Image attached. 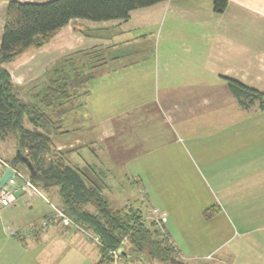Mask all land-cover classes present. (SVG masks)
Returning <instances> with one entry per match:
<instances>
[{"label":"crops","instance_id":"0c3cea01","mask_svg":"<svg viewBox=\"0 0 264 264\" xmlns=\"http://www.w3.org/2000/svg\"><path fill=\"white\" fill-rule=\"evenodd\" d=\"M8 1L0 0L5 10ZM97 44L108 46L112 57L117 55L105 66L111 63V68L118 71L120 98L118 111L112 116L118 113L120 128L136 123V109L142 108L148 120L161 118L174 132L177 124L186 130L193 127L200 132L197 137H202L196 141H208L218 155L236 153V157H248L259 149L264 154V110L258 108V103L247 107L240 104L227 84V78H233L264 92V0H227L221 13L214 12L212 0H165L132 10L126 20L102 23L72 20L43 48H50L58 58L77 47ZM55 56L51 59H57ZM102 78L114 83L105 74ZM98 83L97 80L94 86ZM160 85L165 95L159 103L150 96L134 102L125 99L149 88L158 91ZM91 94L93 90L88 97ZM102 105L97 102L96 106ZM73 119L79 120L76 114ZM98 127L96 132L100 133L94 139H105L112 132L109 126ZM154 127L158 130L156 124ZM147 129L150 128H146L142 141L150 143L153 138ZM58 136L52 139L57 150L66 146L65 141L73 147L84 140L77 134L72 138L73 144ZM235 141L241 143V152L235 148ZM255 170L264 173V164L256 165ZM257 184L263 191L257 192L258 198H249L257 208L253 206L248 211L246 206V213L239 217L243 225L239 230L232 227L227 238L229 245H215L204 256H214L212 261L200 264H264V181ZM52 201L56 204L57 200ZM18 207V215L0 218V264H95L99 260L97 245L80 231L61 227L55 221L41 227V220L48 217L50 208H44L39 217H34V197L21 196L14 206L4 209ZM256 219L258 222H252ZM32 225L35 228H30ZM166 233L170 236L168 230ZM130 250L121 249L129 255L119 258L115 264H131L132 258L150 264Z\"/></svg>","mask_w":264,"mask_h":264},{"label":"rangeland","instance_id":"374dc122","mask_svg":"<svg viewBox=\"0 0 264 264\" xmlns=\"http://www.w3.org/2000/svg\"><path fill=\"white\" fill-rule=\"evenodd\" d=\"M3 9V5L0 4V39L5 14ZM101 28L103 31L106 29L104 26ZM37 51L39 53L36 55ZM22 56L6 64L13 81L27 80L17 83H28L40 77L44 69L55 60L51 59L55 53L52 54L47 47L28 51ZM22 59H25V62H22ZM109 64L110 66L104 70L93 71L89 81H82L76 86L78 94L66 102L60 111L53 113L55 119L59 118L62 121V130H67L63 134H58L62 135L61 138L71 140L73 144L72 138L75 135L84 138L79 145L74 144L73 147L69 146L70 142L65 141L66 146H62L60 150L65 152L69 164L80 168L91 166L102 174L105 184L103 192L115 206L137 207L144 215H147L148 209L152 206L165 211L164 230L165 232L168 230L169 242L176 249L177 257H182L185 264L211 262L214 256L206 258L204 257L206 253L220 243L222 246L229 245L227 238L229 239L232 227L233 230H239L243 225V222L239 223V217L244 215L243 212L246 213V206L248 211L253 209V206L256 208L258 206L251 204L249 198H258L257 192L263 191L257 187V183L264 181V173L255 170L256 165L264 164L263 149L252 151L248 157L246 155L236 157V153L235 155L231 153V156L223 153L218 155L208 141L207 143L196 141L202 137H197L200 132H196L193 127L186 130L177 124L175 127L177 131L174 132L158 118L153 120L158 127V130H154L155 124L150 126L153 122L142 114V108L136 109L138 112L136 117H139V120L136 118V123L120 128L118 113L112 116L118 111L120 98L118 71L111 68L113 66L111 63ZM103 74L114 83L103 80ZM97 80L99 83L94 86ZM84 88L87 90L81 93ZM91 90L93 94L88 97ZM139 92L125 99L134 102L141 101L143 96H150L154 102L159 103L165 95L162 85L158 87V91L155 89V92L150 88ZM97 102L102 103V107L96 106ZM75 114L79 119L77 121L73 119ZM99 120L101 122L96 123ZM26 125L30 126L27 122ZM98 125L109 126L111 134L102 140L94 139ZM147 127L150 128L147 130L153 138L150 143L142 141ZM58 135L56 137H59ZM56 142L60 140L56 139ZM240 144L239 141H235V148L241 152ZM15 147V138L12 134L0 140V159L8 162L15 157L17 153ZM249 147H254L253 141ZM54 149L57 150L56 144ZM236 149L235 152L238 154L239 151ZM243 161L250 164L244 166ZM17 167L28 174V169L21 160ZM42 193L51 201L46 191L42 190ZM21 196L24 195L18 194L17 199ZM52 200L58 201V197L53 196ZM233 200L235 203H231ZM244 202H248V205ZM217 206H220V209H216ZM48 207L39 196H35L32 215L39 217L44 208ZM19 209L20 207L3 208L0 210V218L9 219L10 216L18 215ZM252 222H258V219ZM90 242L96 246L95 242ZM118 252L121 253V249ZM137 262L145 264L141 259L132 258L131 264ZM153 263L162 264L159 261Z\"/></svg>","mask_w":264,"mask_h":264},{"label":"trees","instance_id":"16d2710c","mask_svg":"<svg viewBox=\"0 0 264 264\" xmlns=\"http://www.w3.org/2000/svg\"><path fill=\"white\" fill-rule=\"evenodd\" d=\"M161 1L165 0H9L6 6L0 39V140L12 134L18 156L31 163L32 171L27 170L30 178L51 199L57 196L64 212L97 237L100 257L95 264H111L108 250L125 248L150 264H185L139 208L112 203L103 192L101 173L91 166L69 164L65 152L54 149L52 139L67 130H62V121L53 113L78 94L76 86L89 81L93 71L107 68L117 55L112 57L109 47L101 44L75 49L53 60L40 77L28 83L13 81L6 64L45 46L72 20H126L132 10ZM212 5L214 12L221 13L227 0H212ZM227 84L240 104L258 103L264 110V92L233 78H227ZM18 156L8 163L17 166ZM127 254L121 252L119 257Z\"/></svg>","mask_w":264,"mask_h":264},{"label":"built area","instance_id":"2783aa9c","mask_svg":"<svg viewBox=\"0 0 264 264\" xmlns=\"http://www.w3.org/2000/svg\"><path fill=\"white\" fill-rule=\"evenodd\" d=\"M0 175L2 172L10 167L12 172L7 178L4 184L0 187V210L3 207H8L16 203L17 195L23 194L27 197L39 196L42 198L50 207V212L48 217L41 220L40 226L44 227L49 221H55L61 226L66 228L75 229L83 233L87 238L99 244V241L96 236H94L86 228L79 225L75 222L64 210L52 203L43 193L40 187L30 178V176L20 169L17 166H11L7 161L0 159ZM166 216L165 211L162 209L152 206L148 209L146 218L153 221L155 225L159 228L162 235L167 238L169 241V236L164 230L163 221ZM30 228H35L33 225ZM126 240H122V244L126 243ZM107 255L111 258V264H115L116 261L120 258L118 250L112 249L108 250Z\"/></svg>","mask_w":264,"mask_h":264},{"label":"water","instance_id":"95a60500","mask_svg":"<svg viewBox=\"0 0 264 264\" xmlns=\"http://www.w3.org/2000/svg\"><path fill=\"white\" fill-rule=\"evenodd\" d=\"M18 156V151L16 153V157ZM19 157V156H18ZM19 159L26 165L27 169L31 172L32 171V166L31 163L25 158V157H19ZM12 170L10 167L6 168L2 174L0 175V187L2 184L5 183L7 178L10 176Z\"/></svg>","mask_w":264,"mask_h":264}]
</instances>
